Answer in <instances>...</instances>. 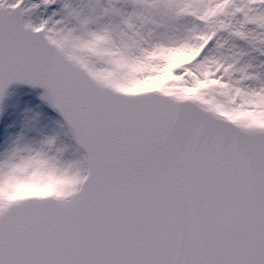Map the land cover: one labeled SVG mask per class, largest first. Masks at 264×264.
I'll list each match as a JSON object with an SVG mask.
<instances>
[{
  "label": "snow or ice",
  "instance_id": "1",
  "mask_svg": "<svg viewBox=\"0 0 264 264\" xmlns=\"http://www.w3.org/2000/svg\"><path fill=\"white\" fill-rule=\"evenodd\" d=\"M0 264H264V0H0Z\"/></svg>",
  "mask_w": 264,
  "mask_h": 264
}]
</instances>
